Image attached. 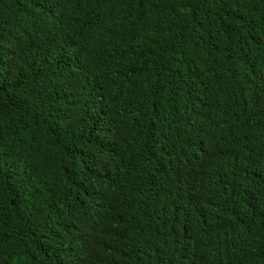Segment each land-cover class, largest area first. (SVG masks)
Masks as SVG:
<instances>
[{
    "label": "trees",
    "instance_id": "16d2710c",
    "mask_svg": "<svg viewBox=\"0 0 264 264\" xmlns=\"http://www.w3.org/2000/svg\"><path fill=\"white\" fill-rule=\"evenodd\" d=\"M0 264H264V0H0Z\"/></svg>",
    "mask_w": 264,
    "mask_h": 264
}]
</instances>
